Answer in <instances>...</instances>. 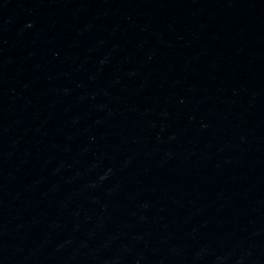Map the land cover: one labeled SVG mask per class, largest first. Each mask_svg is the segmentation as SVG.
<instances>
[{
    "label": "water",
    "instance_id": "obj_1",
    "mask_svg": "<svg viewBox=\"0 0 264 264\" xmlns=\"http://www.w3.org/2000/svg\"><path fill=\"white\" fill-rule=\"evenodd\" d=\"M0 264H264V0H0Z\"/></svg>",
    "mask_w": 264,
    "mask_h": 264
}]
</instances>
